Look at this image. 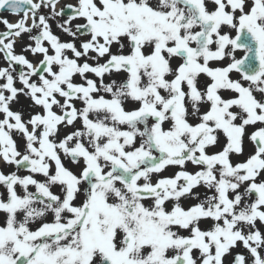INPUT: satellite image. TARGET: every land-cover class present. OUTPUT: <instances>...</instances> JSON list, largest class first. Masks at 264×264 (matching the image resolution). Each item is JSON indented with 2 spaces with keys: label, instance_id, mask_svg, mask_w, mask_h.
<instances>
[{
  "label": "snow or ice",
  "instance_id": "obj_1",
  "mask_svg": "<svg viewBox=\"0 0 264 264\" xmlns=\"http://www.w3.org/2000/svg\"><path fill=\"white\" fill-rule=\"evenodd\" d=\"M0 26V264H264V0Z\"/></svg>",
  "mask_w": 264,
  "mask_h": 264
},
{
  "label": "rangeland",
  "instance_id": "obj_2",
  "mask_svg": "<svg viewBox=\"0 0 264 264\" xmlns=\"http://www.w3.org/2000/svg\"><path fill=\"white\" fill-rule=\"evenodd\" d=\"M3 16H5V17H7L10 21H11V19L13 18L12 16H10V15H7V14H2ZM19 50V49H18ZM242 54V53H241Z\"/></svg>",
  "mask_w": 264,
  "mask_h": 264
},
{
  "label": "bare ground",
  "instance_id": "obj_3",
  "mask_svg": "<svg viewBox=\"0 0 264 264\" xmlns=\"http://www.w3.org/2000/svg\"><path fill=\"white\" fill-rule=\"evenodd\" d=\"M16 20V17L14 16L12 19H11V21H15ZM0 30H2V26H0Z\"/></svg>",
  "mask_w": 264,
  "mask_h": 264
}]
</instances>
